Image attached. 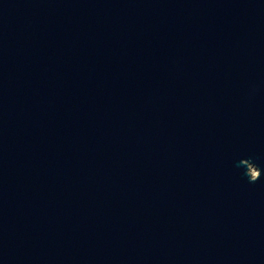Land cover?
<instances>
[{
	"label": "water",
	"instance_id": "water-1",
	"mask_svg": "<svg viewBox=\"0 0 264 264\" xmlns=\"http://www.w3.org/2000/svg\"><path fill=\"white\" fill-rule=\"evenodd\" d=\"M0 264H264V0H0Z\"/></svg>",
	"mask_w": 264,
	"mask_h": 264
},
{
	"label": "bare ground",
	"instance_id": "bare-ground-1",
	"mask_svg": "<svg viewBox=\"0 0 264 264\" xmlns=\"http://www.w3.org/2000/svg\"><path fill=\"white\" fill-rule=\"evenodd\" d=\"M253 172H254V170H253Z\"/></svg>",
	"mask_w": 264,
	"mask_h": 264
}]
</instances>
